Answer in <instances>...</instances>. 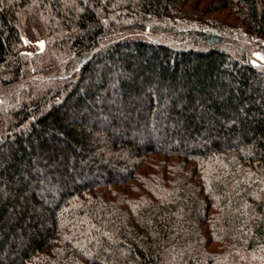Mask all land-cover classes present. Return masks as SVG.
Wrapping results in <instances>:
<instances>
[{"label":"trees","instance_id":"obj_1","mask_svg":"<svg viewBox=\"0 0 264 264\" xmlns=\"http://www.w3.org/2000/svg\"><path fill=\"white\" fill-rule=\"evenodd\" d=\"M263 42L264 0H0V264H264Z\"/></svg>","mask_w":264,"mask_h":264},{"label":"rangeland","instance_id":"obj_2","mask_svg":"<svg viewBox=\"0 0 264 264\" xmlns=\"http://www.w3.org/2000/svg\"><path fill=\"white\" fill-rule=\"evenodd\" d=\"M43 49V42L39 40H30L24 38V52L27 54H35ZM261 49L263 52L259 53L258 50ZM254 57L259 61H264V42L261 46L257 47L254 52Z\"/></svg>","mask_w":264,"mask_h":264},{"label":"built area","instance_id":"obj_3","mask_svg":"<svg viewBox=\"0 0 264 264\" xmlns=\"http://www.w3.org/2000/svg\"><path fill=\"white\" fill-rule=\"evenodd\" d=\"M259 53H262L263 51L261 49L258 50Z\"/></svg>","mask_w":264,"mask_h":264}]
</instances>
